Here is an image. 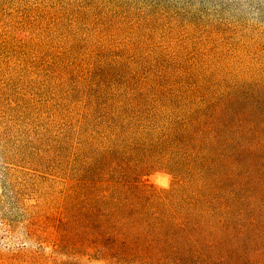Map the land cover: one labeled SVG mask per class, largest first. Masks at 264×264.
<instances>
[{"label": "rangeland", "instance_id": "obj_1", "mask_svg": "<svg viewBox=\"0 0 264 264\" xmlns=\"http://www.w3.org/2000/svg\"><path fill=\"white\" fill-rule=\"evenodd\" d=\"M251 91H264V0H0V264H114L59 247L75 154L105 103L139 92L179 115L229 93L244 111Z\"/></svg>", "mask_w": 264, "mask_h": 264}, {"label": "trees", "instance_id": "obj_2", "mask_svg": "<svg viewBox=\"0 0 264 264\" xmlns=\"http://www.w3.org/2000/svg\"><path fill=\"white\" fill-rule=\"evenodd\" d=\"M145 97L105 103L76 152L59 247L114 264H264V91L244 111L227 93L179 115ZM159 171L171 187L142 184Z\"/></svg>", "mask_w": 264, "mask_h": 264}, {"label": "bare ground", "instance_id": "obj_3", "mask_svg": "<svg viewBox=\"0 0 264 264\" xmlns=\"http://www.w3.org/2000/svg\"><path fill=\"white\" fill-rule=\"evenodd\" d=\"M163 179H164V178H163ZM167 181H168L167 179H164V182H165V183H167ZM165 185H166V184H165Z\"/></svg>", "mask_w": 264, "mask_h": 264}]
</instances>
